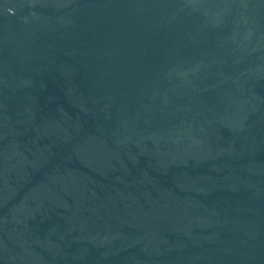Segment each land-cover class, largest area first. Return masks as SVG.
<instances>
[{
  "label": "water",
  "instance_id": "obj_1",
  "mask_svg": "<svg viewBox=\"0 0 264 264\" xmlns=\"http://www.w3.org/2000/svg\"><path fill=\"white\" fill-rule=\"evenodd\" d=\"M0 264H264V0H0Z\"/></svg>",
  "mask_w": 264,
  "mask_h": 264
}]
</instances>
